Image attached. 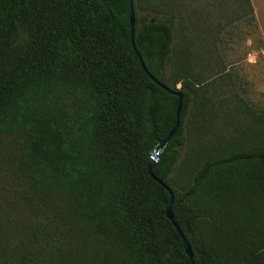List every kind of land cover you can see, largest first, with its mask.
<instances>
[{"label":"trees","instance_id":"trees-1","mask_svg":"<svg viewBox=\"0 0 264 264\" xmlns=\"http://www.w3.org/2000/svg\"><path fill=\"white\" fill-rule=\"evenodd\" d=\"M0 0V264H264V125L221 113L230 73L183 0ZM240 1V0H239ZM254 24L250 0H243ZM180 85L179 87H177Z\"/></svg>","mask_w":264,"mask_h":264},{"label":"rangeland","instance_id":"rangeland-1","mask_svg":"<svg viewBox=\"0 0 264 264\" xmlns=\"http://www.w3.org/2000/svg\"><path fill=\"white\" fill-rule=\"evenodd\" d=\"M188 6L192 28L212 48V55L224 63L230 73L229 87L219 98L221 113L233 122L264 125V53L263 43L243 0H183ZM180 86V85H178ZM13 142L0 135V243L8 232V215L24 214L14 206L7 211L11 196L7 190L12 179L9 154ZM15 219H17L19 216Z\"/></svg>","mask_w":264,"mask_h":264},{"label":"water","instance_id":"water-1","mask_svg":"<svg viewBox=\"0 0 264 264\" xmlns=\"http://www.w3.org/2000/svg\"><path fill=\"white\" fill-rule=\"evenodd\" d=\"M129 4H130L131 42H132V45H133V48H134L136 54L138 55V57L140 59H142L141 54L139 53L138 49L136 48V45H135L134 39H133L134 24H135V12H134V8H133L134 1L129 0ZM142 64H143L145 70L147 71L148 75L151 77V79H153L158 85H160L161 87L166 89L169 93H172V94H175L178 96L177 111H176V122H175L174 126L168 131V133L162 139H160L158 141V143L150 151V156H149V160H148V164H147V170H148V173L152 177H154L159 183H161L163 186H165L168 189V191H169V202H168V205H167L166 210H165L166 216L171 220L175 229L180 234L184 249L191 259V264H195L193 261V253H192L191 246H190L189 242L187 241L184 234L182 233V231L180 230V228L178 227V225L176 224V222L174 221V218H173V213H172L173 192L170 189V187H168L161 179H159L158 177H156L153 174V169L156 166V163L159 159L160 153L166 147V145L168 144L170 139L177 132L178 124H179L178 123L179 122L178 121L179 120V113H180V109H181V105H182V92L180 90H174V89L168 87L166 84L162 83L152 73H150L147 70V68L145 67L143 62H142ZM177 87H179V86H177Z\"/></svg>","mask_w":264,"mask_h":264},{"label":"crops","instance_id":"crops-1","mask_svg":"<svg viewBox=\"0 0 264 264\" xmlns=\"http://www.w3.org/2000/svg\"><path fill=\"white\" fill-rule=\"evenodd\" d=\"M253 7L256 29L263 43L262 52L264 53V0H250Z\"/></svg>","mask_w":264,"mask_h":264}]
</instances>
